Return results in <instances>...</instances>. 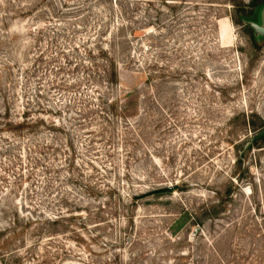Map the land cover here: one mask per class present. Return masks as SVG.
I'll list each match as a JSON object with an SVG mask.
<instances>
[{"label":"rangeland","instance_id":"374dc122","mask_svg":"<svg viewBox=\"0 0 264 264\" xmlns=\"http://www.w3.org/2000/svg\"><path fill=\"white\" fill-rule=\"evenodd\" d=\"M252 1L0 0V112L38 122L0 131V229L23 231L24 264H105L131 243L144 253L134 264H264L263 134L252 143L264 36L249 23L264 13ZM100 47L143 68L105 83L89 68ZM133 89L144 97L128 125L107 104ZM61 212L65 226L44 220Z\"/></svg>","mask_w":264,"mask_h":264},{"label":"trees","instance_id":"16d2710c","mask_svg":"<svg viewBox=\"0 0 264 264\" xmlns=\"http://www.w3.org/2000/svg\"><path fill=\"white\" fill-rule=\"evenodd\" d=\"M264 4V0L261 1L260 3H257L256 1H252L250 3V7L252 8H256L258 6H261ZM253 9V11H254ZM253 11H251L248 15H245L243 13H239V16L247 18L250 15H252ZM142 29L143 27H139V29ZM144 30V29H143ZM141 32H144V31ZM136 31H134L133 33H131L132 35L135 34ZM254 42H255V38L253 37ZM120 42H126L125 41H119ZM117 43V44H118ZM114 48V47H113ZM89 68L90 69H94L95 71H98L100 73V77H102L103 81L105 83H108L110 85H115L118 86L120 84V80H121V76H120V69L121 67H125V68H130V67H136V68H143L142 63L137 59V57H135L134 55L130 54L127 56H116L115 53H112L111 51H109L108 47H100V49L98 50V54H89ZM144 95L141 93L140 90L138 89H133L132 91L128 92L123 100H119V99H112V100H108L110 101V103H108L107 105L109 106V108L111 109L112 113L116 116H120L121 119H124L125 122L130 125V119L133 117H137L138 116V106L139 103L141 102V100L143 99ZM4 112V114H3ZM1 111L0 112V131H3L5 129L9 130V131H22V130H34L38 125V122L36 120H32L31 118H29L27 116V113L25 112V116L22 117L21 121H15L14 119H12L9 116V111L6 109V111ZM54 124V123H53ZM132 125V124H131ZM5 128V129H3ZM261 138H264V134L261 136ZM259 138L258 137H253L252 139V143L256 142ZM172 188V189H169ZM179 188L178 185H172L171 187H166V188H159V187H155L152 188L151 190L146 191L143 195H153V196H160L163 195L167 192L173 191L174 189ZM142 195V196H143ZM135 196L132 197L131 200V204L132 206H134L135 204ZM120 199L123 201L125 200V197L122 196L120 194ZM131 206V208H132ZM130 207V206H129ZM129 209L130 212L132 209ZM129 210H127L126 212H129ZM209 210V209H207ZM211 211V208H210ZM213 211V209H212ZM211 211V212H212ZM214 212V211H213ZM209 214V212H205L202 213V215H207ZM130 215L129 213L127 214V216ZM81 216V215H79ZM126 216V215H125ZM132 217V215H130ZM82 217V216H81ZM129 217V216H128ZM74 216L73 215H66L65 213H60L58 214V216L55 217H48L45 216L44 220L49 223V225L55 226V225H59L60 223L63 224V226H65L64 222H67V220H71L73 219ZM192 221H194V223L196 222L197 224H200L201 220L199 219V215L195 214L192 217ZM86 219V217L84 218V220ZM85 222V221H84ZM63 230V229H62ZM129 230V229H128ZM50 234H52L53 236L57 235V234H53L55 232H58V229H49L48 231ZM66 231H64L63 233H65ZM23 235V231H18L16 229H13L12 231H8V229H0V264H24L23 261L25 260L26 257L19 255L18 252L19 250L17 248L13 249L14 243H15V239L20 235ZM175 242V239L173 241ZM122 244H126V243H122ZM115 246V245H113ZM117 248V247H116ZM118 248H122L118 247ZM130 251L128 255V258H126L124 256V253H114L112 254V256L110 258H108L107 262H110V264H134L136 263L138 257H142L144 256V253H139L138 256H135L134 252L132 251V243L130 245ZM90 253H96L95 251L88 249ZM116 250V249H115ZM117 252V250L115 251ZM184 254H177L175 255V257H178V259H180L181 261H184L182 259H184ZM153 259H150V261ZM107 262H105V264H107ZM144 263V262H143ZM182 264V262H180ZM41 264V263H40ZM42 264H47L45 263V261H43ZM96 264V263H95Z\"/></svg>","mask_w":264,"mask_h":264},{"label":"water","instance_id":"95a60500","mask_svg":"<svg viewBox=\"0 0 264 264\" xmlns=\"http://www.w3.org/2000/svg\"><path fill=\"white\" fill-rule=\"evenodd\" d=\"M261 7V10H263V13H264V4L260 6ZM250 25L252 26V29L254 31V37H258L259 35H262L264 36V25H262L261 23L258 24V23H255L254 21H249ZM261 134H264V129L261 130L260 132H258L254 137H258L260 136Z\"/></svg>","mask_w":264,"mask_h":264},{"label":"bare ground","instance_id":"6f19581e","mask_svg":"<svg viewBox=\"0 0 264 264\" xmlns=\"http://www.w3.org/2000/svg\"><path fill=\"white\" fill-rule=\"evenodd\" d=\"M221 41L224 45H231L233 41V37L231 35L230 27H223L221 29Z\"/></svg>","mask_w":264,"mask_h":264}]
</instances>
